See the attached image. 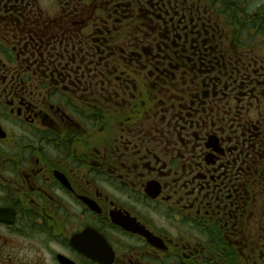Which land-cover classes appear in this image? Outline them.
<instances>
[{
    "label": "flooded vegetation",
    "instance_id": "af4514ba",
    "mask_svg": "<svg viewBox=\"0 0 264 264\" xmlns=\"http://www.w3.org/2000/svg\"><path fill=\"white\" fill-rule=\"evenodd\" d=\"M259 211L264 0H0V264H264Z\"/></svg>",
    "mask_w": 264,
    "mask_h": 264
},
{
    "label": "trees",
    "instance_id": "16d2710c",
    "mask_svg": "<svg viewBox=\"0 0 264 264\" xmlns=\"http://www.w3.org/2000/svg\"><path fill=\"white\" fill-rule=\"evenodd\" d=\"M131 123H132V122H131ZM256 215H257L258 217H262V216H264V212L259 211V212L256 213ZM260 219H261V218H260ZM253 226H254V227H256V226H260V227H262V230H263V228H264V221H263V224H262V225H260V223H257V224H253ZM257 232H258V230L255 228V229H254V233H257ZM245 233H247V231H246ZM253 237H254L255 240L257 241V238L254 236V234H253ZM214 250H215L214 252L218 253V252H220V251L225 250V247H224V245L214 246Z\"/></svg>",
    "mask_w": 264,
    "mask_h": 264
}]
</instances>
